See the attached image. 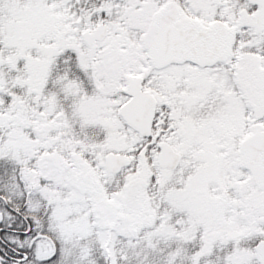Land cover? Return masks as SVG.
<instances>
[{"label": "snow or ice", "instance_id": "1", "mask_svg": "<svg viewBox=\"0 0 264 264\" xmlns=\"http://www.w3.org/2000/svg\"><path fill=\"white\" fill-rule=\"evenodd\" d=\"M0 264H264V0H0Z\"/></svg>", "mask_w": 264, "mask_h": 264}]
</instances>
